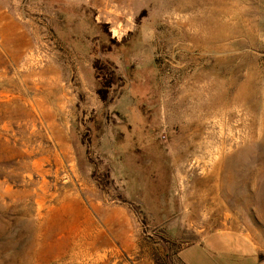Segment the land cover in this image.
I'll use <instances>...</instances> for the list:
<instances>
[{
  "label": "rangeland",
  "instance_id": "374dc122",
  "mask_svg": "<svg viewBox=\"0 0 264 264\" xmlns=\"http://www.w3.org/2000/svg\"><path fill=\"white\" fill-rule=\"evenodd\" d=\"M263 256L264 0H0V264Z\"/></svg>",
  "mask_w": 264,
  "mask_h": 264
},
{
  "label": "crops",
  "instance_id": "0c3cea01",
  "mask_svg": "<svg viewBox=\"0 0 264 264\" xmlns=\"http://www.w3.org/2000/svg\"><path fill=\"white\" fill-rule=\"evenodd\" d=\"M83 56H85V59L83 58V63L80 65L79 67V73L82 76L83 73H86V78H82V80H80V82H85V84L87 85V92H88V97L93 98L94 102L96 103L95 106V112H98L99 114H102L101 111H104V109H106L102 99L100 98L98 92H97V78H96V73H95V65H94V59L92 58V56H90L89 54L85 53L83 54ZM119 65H117L118 67ZM127 95L132 97L133 92L131 90L125 91L123 95ZM118 110V109H116ZM84 116H86L85 114H83ZM86 118V117H84ZM107 139H111L110 136L107 134ZM113 140V139H111ZM112 147L114 148L115 151V155L119 154V142L118 141H114L112 142ZM141 144L145 145H151V143H149V141H141ZM116 146V148H115ZM252 241V240H251ZM199 244V243H198ZM192 246V245H191ZM252 246L254 247L255 250H258L259 253V248L255 245V243L252 241ZM190 247V246H189ZM187 248H184L181 252H185ZM262 263L264 264V256L261 258Z\"/></svg>",
  "mask_w": 264,
  "mask_h": 264
},
{
  "label": "trees",
  "instance_id": "16d2710c",
  "mask_svg": "<svg viewBox=\"0 0 264 264\" xmlns=\"http://www.w3.org/2000/svg\"><path fill=\"white\" fill-rule=\"evenodd\" d=\"M95 69L97 70V66H95ZM97 81H98L97 92H98L100 98L102 99V101L105 102V101H107L109 91L111 90V88L113 87L115 82L114 81H108V80L104 79L103 77H101L99 74H97Z\"/></svg>",
  "mask_w": 264,
  "mask_h": 264
}]
</instances>
